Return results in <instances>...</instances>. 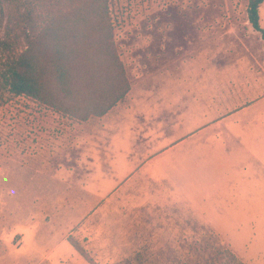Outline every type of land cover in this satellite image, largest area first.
I'll use <instances>...</instances> for the list:
<instances>
[{
	"label": "rangeland",
	"instance_id": "1",
	"mask_svg": "<svg viewBox=\"0 0 264 264\" xmlns=\"http://www.w3.org/2000/svg\"><path fill=\"white\" fill-rule=\"evenodd\" d=\"M248 1L110 0L123 100L86 121L0 103V264H89L69 236L98 264L224 248L264 264V39ZM13 7L0 39L28 23Z\"/></svg>",
	"mask_w": 264,
	"mask_h": 264
},
{
	"label": "trees",
	"instance_id": "2",
	"mask_svg": "<svg viewBox=\"0 0 264 264\" xmlns=\"http://www.w3.org/2000/svg\"><path fill=\"white\" fill-rule=\"evenodd\" d=\"M7 1L14 6L13 19L21 16L28 23L19 32L10 25L0 39V103L23 95L86 121L104 116L124 99L131 83L116 45L110 0H0V6ZM263 3L249 0L247 14L264 39ZM38 7L45 11L37 13ZM68 241L89 264H98L70 236ZM186 264L245 263L224 248Z\"/></svg>",
	"mask_w": 264,
	"mask_h": 264
},
{
	"label": "crops",
	"instance_id": "3",
	"mask_svg": "<svg viewBox=\"0 0 264 264\" xmlns=\"http://www.w3.org/2000/svg\"><path fill=\"white\" fill-rule=\"evenodd\" d=\"M263 100H264V97H263ZM264 114V112H262Z\"/></svg>",
	"mask_w": 264,
	"mask_h": 264
}]
</instances>
